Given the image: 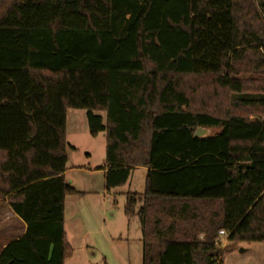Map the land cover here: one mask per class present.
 <instances>
[{"label": "trees", "instance_id": "16d2710c", "mask_svg": "<svg viewBox=\"0 0 264 264\" xmlns=\"http://www.w3.org/2000/svg\"><path fill=\"white\" fill-rule=\"evenodd\" d=\"M67 109L104 134L106 190L146 169L123 205L141 264L264 242V0H0V200L25 224L0 264L73 255Z\"/></svg>", "mask_w": 264, "mask_h": 264}, {"label": "rangeland", "instance_id": "374dc122", "mask_svg": "<svg viewBox=\"0 0 264 264\" xmlns=\"http://www.w3.org/2000/svg\"><path fill=\"white\" fill-rule=\"evenodd\" d=\"M66 136L75 148L67 149L66 180L82 194L66 196L65 230L73 255L65 264H141L139 223L125 217L123 205L124 193L143 191L146 170L132 169L123 186L108 191L98 169L105 139L102 133L89 134L84 109H67ZM219 240L221 264H264V242Z\"/></svg>", "mask_w": 264, "mask_h": 264}, {"label": "crops", "instance_id": "0c3cea01", "mask_svg": "<svg viewBox=\"0 0 264 264\" xmlns=\"http://www.w3.org/2000/svg\"><path fill=\"white\" fill-rule=\"evenodd\" d=\"M103 136H104V134H103ZM66 138H67V136H66ZM67 156H68V154H67ZM67 160H68V157H67ZM67 169H68V167L66 165V170L64 172L65 179H66ZM100 171L104 175L105 170H100ZM65 201H66V197H65V200H64V230H65ZM0 205H1V207H0V217H2L0 219V252H1V250L4 248V246L10 240L17 239L19 236H21L24 233L25 224L21 221V219L16 214H14L10 210V208L7 206L5 201L0 200ZM136 221H138V219H136ZM65 233H66V230H65ZM66 236H67V234H66ZM140 237H141V234H140V231H139V237L137 236V240L140 242V249H141ZM119 239H121V236L119 237ZM64 264H65V262H64Z\"/></svg>", "mask_w": 264, "mask_h": 264}, {"label": "water", "instance_id": "95a60500", "mask_svg": "<svg viewBox=\"0 0 264 264\" xmlns=\"http://www.w3.org/2000/svg\"><path fill=\"white\" fill-rule=\"evenodd\" d=\"M208 129H205V128H197L195 133H194V136L195 137H202V136H205L208 134Z\"/></svg>", "mask_w": 264, "mask_h": 264}, {"label": "built area", "instance_id": "2783aa9c", "mask_svg": "<svg viewBox=\"0 0 264 264\" xmlns=\"http://www.w3.org/2000/svg\"><path fill=\"white\" fill-rule=\"evenodd\" d=\"M226 234H225V231H223V230H220L219 232H218V236L219 237H223V236H225Z\"/></svg>", "mask_w": 264, "mask_h": 264}]
</instances>
